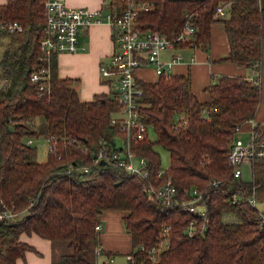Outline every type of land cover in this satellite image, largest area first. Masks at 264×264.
<instances>
[{
  "label": "trees",
  "instance_id": "16d2710c",
  "mask_svg": "<svg viewBox=\"0 0 264 264\" xmlns=\"http://www.w3.org/2000/svg\"><path fill=\"white\" fill-rule=\"evenodd\" d=\"M136 1L147 5L135 16L143 28L172 40L186 23L194 27L192 38L174 41L179 48H207L212 23L221 21L229 44L224 59L254 68L256 77L218 75L205 87L204 101L192 91L187 74L163 71L155 80H140V117L155 133L154 139L146 132L132 142L133 151L147 160L144 180L112 160L92 161V152L102 144L117 149L114 142L123 136L119 122L110 121L121 109L115 89L81 100L77 79L58 75L55 54L46 92L40 95L30 80L44 29L43 0L0 4V21L22 25L21 31L0 33V200L25 210L0 220V264H16L30 248L20 240L22 233H36L53 245L66 241L71 251L53 257V264H92L95 226L107 209L126 211L131 252L144 264H264V211L249 200H264V156L252 159L248 180L233 176L228 163L237 127L254 118L261 99L264 6L257 0ZM219 5L226 16H214ZM36 116L44 118L49 140L43 161L26 141L42 133L34 127ZM256 131L264 142V125ZM156 144L169 153L167 167L161 166ZM167 179L179 202L194 189L202 192L205 214L167 205L144 190L145 184L159 186ZM192 219L195 229L188 234ZM161 242L154 261L150 249Z\"/></svg>",
  "mask_w": 264,
  "mask_h": 264
},
{
  "label": "built area",
  "instance_id": "2783aa9c",
  "mask_svg": "<svg viewBox=\"0 0 264 264\" xmlns=\"http://www.w3.org/2000/svg\"><path fill=\"white\" fill-rule=\"evenodd\" d=\"M122 1L123 3L120 5L115 4L116 7H119V10H108L101 17V11L97 9L69 6L63 0H43L44 29L38 43L37 67L30 74V80L36 84L40 95L46 92L50 78V59L52 55L60 52H76L79 48L81 29L94 22H99L101 18L105 19L112 29L116 49L112 52L109 62H101L99 70L101 78L105 79L109 85H111L110 82H113L114 88L119 94L121 109L111 117L110 121L113 124L119 122L123 136L114 142L118 147L117 149L109 151L102 144L96 151L92 152V161L96 163L112 160L128 172L147 180L149 177L147 160L143 156L137 155L132 149V142L143 139L148 128V124L142 121L140 117L139 99L143 94V88L139 84L141 79L137 76V73L141 67L151 66L155 74L158 75L163 71H170L173 64L184 62L183 55L180 52L173 54L168 60H163L160 54L164 49L175 47V40L185 41L192 38L194 27L186 23L179 34L171 40L156 29L143 28L136 23V13L141 9H146V4L139 3L136 0ZM257 1L261 5V0ZM224 12V7L219 5L214 16H222ZM21 30L22 25L16 20L0 21V33ZM110 77H113V79ZM259 124L253 122V128L247 141L234 138L230 145L228 163L235 177L241 176V165L243 163L250 164L254 157L264 156V142L257 139L256 127ZM260 125H264V123ZM26 141L31 143V139ZM78 145L80 146L79 143ZM82 151L87 152V148L82 147ZM84 170H87V167H84ZM144 190L167 205L178 204L183 210H187L193 215L205 214L204 194L194 189L190 198L179 202L176 200L177 190L171 179H167L159 186L145 184ZM236 199L237 196H233V201ZM249 200L253 206H256L257 201L253 196ZM0 203V220L15 217L19 214V211L13 210L11 206L2 203L1 200ZM195 223L194 219L189 221L188 234H192ZM99 229L100 224H97L95 230L98 231ZM162 246L163 243L161 242L151 247V258L154 261L156 260L155 252ZM95 250L99 253L101 248L96 247ZM125 259L126 262L123 264H144L143 261H136L132 252L127 253ZM94 264L118 263L108 258Z\"/></svg>",
  "mask_w": 264,
  "mask_h": 264
},
{
  "label": "crops",
  "instance_id": "0c3cea01",
  "mask_svg": "<svg viewBox=\"0 0 264 264\" xmlns=\"http://www.w3.org/2000/svg\"><path fill=\"white\" fill-rule=\"evenodd\" d=\"M6 0H0V4ZM69 6L86 7L97 9L103 13L108 10H119L115 6V0H63ZM264 6V0H261ZM225 11V9H224ZM226 11L222 16H226ZM220 17V16H219ZM115 43L112 36V29L105 19L85 26L79 33V48L76 52H60L56 54L57 72L61 77L77 79V91L81 100H91L96 94L106 93L114 86L113 82H106L100 75L101 62H109L112 52L115 50ZM180 52L184 62L173 64L170 72L187 74L191 80V88L200 101L208 97L205 87L218 75H242L254 78L257 72L252 67L239 66L234 62L225 60L228 55L229 44L223 23L214 21L211 25L210 43L207 48H167L161 52L163 60L170 59L173 54ZM146 67L138 70L137 76L141 80H155L157 75L150 68L152 77L145 79L141 73ZM259 80L261 83V99L258 104L255 116L252 120L242 123L235 135V138L244 139L242 135L249 137L253 128V122L264 123V39L262 41V60L260 63ZM113 79V77H110ZM126 211L119 209H107L98 216L100 229L97 231V243L92 250V264L112 259L118 263L119 256L126 262L125 255L132 250V241L129 232L124 227L123 216ZM20 240L30 245L24 256L16 259V264H53V244L50 239L44 238L36 233H22ZM96 247L101 251L96 252Z\"/></svg>",
  "mask_w": 264,
  "mask_h": 264
},
{
  "label": "rangeland",
  "instance_id": "374dc122",
  "mask_svg": "<svg viewBox=\"0 0 264 264\" xmlns=\"http://www.w3.org/2000/svg\"><path fill=\"white\" fill-rule=\"evenodd\" d=\"M151 68V66L146 67L145 71H143L141 73V76L145 79H148L150 77H152L151 72L149 71ZM3 81L0 79V87L3 85ZM112 89H115L114 86H112ZM34 123V127L37 131L42 132L41 134H39L38 136H29L28 139H31V145L35 146L36 149V158L39 161H43L46 159L47 156V152L49 149V140L48 138L43 134V132L46 130V122L44 120V118L42 116H36L33 120ZM147 133H148V137L150 139H154L155 138V133L153 131V128L151 125H148L147 128ZM242 137L244 138V141H247V139L249 137H246L245 135H242ZM155 149L159 152L160 155V161H161V166L162 167H167L169 164V153L168 151H166L164 148H162L160 145L156 144L155 145ZM241 178L248 180L251 178V169H250V164L247 163H243L241 165ZM256 206L259 210H263L264 211V200H260L256 202ZM25 210H22L19 212V214L24 213ZM18 214V215H19ZM92 247V244L90 243V248ZM71 250L70 248L67 246L66 241H56L53 245V254L52 256L54 258L59 257L61 254L64 253H69ZM88 256H89V252H88ZM120 260H117L118 263H120L122 260V256H119Z\"/></svg>",
  "mask_w": 264,
  "mask_h": 264
}]
</instances>
